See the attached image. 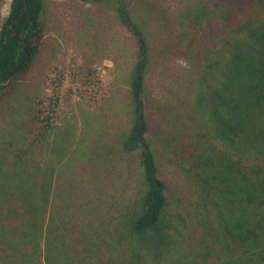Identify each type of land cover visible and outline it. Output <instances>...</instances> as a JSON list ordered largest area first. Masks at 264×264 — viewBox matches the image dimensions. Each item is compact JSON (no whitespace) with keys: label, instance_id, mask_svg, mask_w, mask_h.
<instances>
[{"label":"rangeland","instance_id":"rangeland-1","mask_svg":"<svg viewBox=\"0 0 264 264\" xmlns=\"http://www.w3.org/2000/svg\"><path fill=\"white\" fill-rule=\"evenodd\" d=\"M10 1L0 0V24ZM125 4L149 44L147 138L167 196L162 224L148 244L172 236L174 245L160 260L146 253L132 261L116 232L137 210L143 190L140 150L121 149L133 123L130 78L139 53L117 0H45L40 53L0 101V217H14L13 210L40 197L38 187L51 183L41 224L74 264H199L206 252L218 254L211 233L216 212L233 200L207 183L202 166L219 148L217 130L230 109L204 93L194 50L178 36L205 30L221 7L206 0ZM225 95L233 104L231 87ZM34 187L36 194L27 195Z\"/></svg>","mask_w":264,"mask_h":264},{"label":"trees","instance_id":"trees-1","mask_svg":"<svg viewBox=\"0 0 264 264\" xmlns=\"http://www.w3.org/2000/svg\"><path fill=\"white\" fill-rule=\"evenodd\" d=\"M206 1L216 9L221 7L218 16L208 22L205 30L198 27L190 33L183 31L178 40L184 41L187 51L194 50L204 93L229 105L227 119L220 123L216 134L219 148L207 155L202 166L207 183L227 191L233 200L216 212L217 222L211 233L218 254L206 252L198 263L215 259L211 264H264V0ZM44 3L45 0L10 1L8 14L0 24V101L15 82L30 72L40 53L45 37ZM117 3L120 19L135 37L139 53L130 78L133 123L121 149L127 154L140 150L143 190L139 191L137 210L119 222L116 232L129 247L130 260L139 262L146 253L160 260L164 248L174 243L171 236L148 244L160 229L167 206L165 183L159 187L155 182L159 167L147 138L149 44L125 0ZM229 87L233 104L224 100ZM50 184L44 182L42 188L38 187L40 197L24 203L15 213L13 210L14 217H0V264H74V259L55 249L51 231L45 233L41 224L39 209L42 202L47 205ZM35 190L28 188L27 195Z\"/></svg>","mask_w":264,"mask_h":264},{"label":"water","instance_id":"water-1","mask_svg":"<svg viewBox=\"0 0 264 264\" xmlns=\"http://www.w3.org/2000/svg\"><path fill=\"white\" fill-rule=\"evenodd\" d=\"M155 182L157 183V185H158L159 187L162 186L161 182H160L157 178L155 179Z\"/></svg>","mask_w":264,"mask_h":264}]
</instances>
